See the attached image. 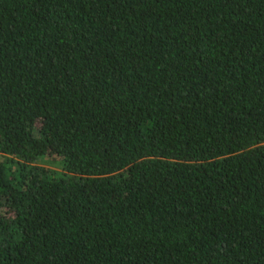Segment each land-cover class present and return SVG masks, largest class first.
Wrapping results in <instances>:
<instances>
[{"label":"trees","instance_id":"obj_1","mask_svg":"<svg viewBox=\"0 0 264 264\" xmlns=\"http://www.w3.org/2000/svg\"><path fill=\"white\" fill-rule=\"evenodd\" d=\"M0 264H264V0H0Z\"/></svg>","mask_w":264,"mask_h":264}]
</instances>
